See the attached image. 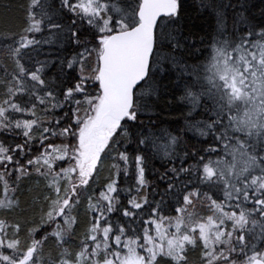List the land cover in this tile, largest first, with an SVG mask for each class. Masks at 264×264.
<instances>
[{
  "label": "snow or ice",
  "instance_id": "6c2138e0",
  "mask_svg": "<svg viewBox=\"0 0 264 264\" xmlns=\"http://www.w3.org/2000/svg\"><path fill=\"white\" fill-rule=\"evenodd\" d=\"M0 15V264H264V0Z\"/></svg>",
  "mask_w": 264,
  "mask_h": 264
},
{
  "label": "trees",
  "instance_id": "16d2710c",
  "mask_svg": "<svg viewBox=\"0 0 264 264\" xmlns=\"http://www.w3.org/2000/svg\"><path fill=\"white\" fill-rule=\"evenodd\" d=\"M10 15H11L13 18H15V17L18 15V13L12 12ZM2 19H3V17H2V15H0V20H2Z\"/></svg>",
  "mask_w": 264,
  "mask_h": 264
}]
</instances>
